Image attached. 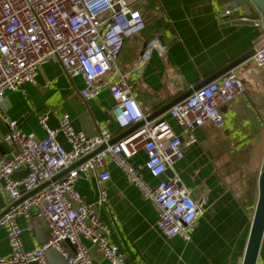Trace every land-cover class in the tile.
<instances>
[{
    "label": "built area",
    "instance_id": "obj_1",
    "mask_svg": "<svg viewBox=\"0 0 264 264\" xmlns=\"http://www.w3.org/2000/svg\"><path fill=\"white\" fill-rule=\"evenodd\" d=\"M141 1L0 0V116L8 127L1 143L14 150L9 157L0 158V193L6 194L12 203L0 218L10 247L7 257H0V264H48L45 253L50 249L62 255L67 264H94L83 240L110 264H135L128 262L119 246L110 242L116 218L107 225L96 213V207L106 205V191L102 189L95 205H89L74 186L80 174L87 172L100 171L99 182L108 181L106 161L122 171L127 183L137 188L143 199L153 203L157 213L155 227L163 238L178 237L184 242L192 239L206 202L203 198L192 199L190 190L177 176H166V170L184 158V147L195 143L197 128L207 122L218 129L223 126L219 106L234 102L245 94V89L235 70H230L169 108L166 112L170 118L187 132L184 142L166 119L145 122L147 116L130 91L129 75L140 72L152 51L164 55L165 47L153 38L132 72H122L118 67L128 32L144 28ZM236 10L237 4L229 1L219 11V18L231 22ZM258 20L257 25L264 31V18L260 16ZM254 47L258 50L248 62L255 70L264 72V32ZM52 60L60 62L68 77L82 78L79 96L85 101H93L108 88L113 99L111 112L119 129L126 132L136 123L144 121V124L112 144V136L104 130L94 136L75 131L70 116L64 113L56 129L48 127V113L39 117L45 133L40 140L21 132L18 121L2 113L5 92L21 91L24 85L35 84L40 65ZM108 78H112L110 83ZM59 134L65 136L69 150H64L57 141ZM101 147L94 157L53 181L61 171ZM140 152L145 156L143 171L155 184H148L142 171L131 164V159ZM22 168L26 175L14 179L13 174ZM40 187L41 190L13 206L21 198L22 188L30 193ZM31 210L46 224L49 238L42 246L26 250L17 219L29 220ZM27 231H33L32 224ZM63 241L74 247V254L69 255L63 249ZM258 264H264V260Z\"/></svg>",
    "mask_w": 264,
    "mask_h": 264
},
{
    "label": "crops",
    "instance_id": "obj_2",
    "mask_svg": "<svg viewBox=\"0 0 264 264\" xmlns=\"http://www.w3.org/2000/svg\"><path fill=\"white\" fill-rule=\"evenodd\" d=\"M229 1L142 0L139 3L144 28L128 32L118 67L122 72H132L153 38L165 47L164 55L152 51L140 72L129 75L130 91L146 116L236 60L260 39L264 31L259 25L226 26L230 21L219 18V11ZM235 73L245 83L258 73L264 74L256 72L251 62L238 66ZM111 79H107L108 83ZM82 88V78L68 77L59 61H46L40 65L35 84H26L21 91L5 92L2 113L17 120L21 132L33 134L39 140L45 137L39 125V117L44 113L49 115L47 125L51 129L57 128L64 113L70 116L75 131L94 136L104 130L112 140L120 138L125 131L119 129L114 120L113 99L108 88L105 87L93 101H85L79 96ZM244 89L245 94L237 100L219 106L223 126L218 129L207 122L197 128L195 143L185 146L184 158L170 168L172 176H177L190 190L192 199L203 198L206 202L189 242L178 237L166 239L159 234L153 203L143 199L113 164L106 161L104 168L110 178L103 184L99 182L100 171L80 174L74 186L86 204L95 205L100 191H106V205L96 207V213L103 224L111 225L112 219L116 218L109 239L112 245L119 246L128 262L242 263L264 154V100L252 97ZM159 118L167 120L182 142L187 139V132L179 128L167 112L155 119ZM7 131V124L0 116V158L9 157L14 151L11 146L1 143ZM57 141L64 150H69L63 134L58 135ZM254 158L258 167L251 164ZM84 159H79L75 167ZM144 161V153L140 152L131 159V164L142 171L148 184H155L143 171ZM25 175L26 170L22 168L13 174V178L19 180ZM28 195L23 191L18 201ZM10 205L8 196L0 193V215ZM17 223L23 230L24 249L31 250L47 242L49 230L35 210H31L29 220L18 218ZM29 224L33 225L31 232L27 231ZM83 244L94 264H110L88 241L83 240ZM9 253L5 231L0 227V257H7ZM258 254L257 264L264 260V234Z\"/></svg>",
    "mask_w": 264,
    "mask_h": 264
},
{
    "label": "water",
    "instance_id": "obj_3",
    "mask_svg": "<svg viewBox=\"0 0 264 264\" xmlns=\"http://www.w3.org/2000/svg\"><path fill=\"white\" fill-rule=\"evenodd\" d=\"M230 2L236 3L238 6V10L234 12V20L230 23H227L226 26H250L253 27V25H257V22L259 21V17L262 16L264 18V0H230ZM258 50V47H254L247 52H244L239 57L236 58V60L232 61L231 63L227 64L218 72L213 74L212 76L206 78L205 80L201 81L198 85L186 90L182 91L181 94L175 96L173 99H171L169 102H167L164 106L160 107L156 111H154L153 114L147 116L145 122L153 120L157 117H160L162 115H165L166 111L171 108L172 106L176 105L177 103L183 101V99L187 98L189 95H191L192 92L197 91L200 89V87L215 81L218 79V77L222 76L224 73L235 70L238 66L247 63L250 61V59L253 57V54ZM144 124V121L136 123L134 126L129 128L126 132H124L120 138L125 137L126 135L130 134V132L141 125ZM118 138V139H120ZM118 139L112 140L111 144ZM103 147L97 148L93 153L86 156L85 160H88L96 153L101 151ZM261 166L258 172L257 182H258V188H257V202L256 206L252 215V223L251 227L248 233V240L246 243V247L244 250V257L241 264H257L258 258H259V248L263 239L264 234V154L261 160ZM75 165L71 168L65 169L61 171L54 179L53 181L59 180L64 174L69 172L71 169H74ZM169 175V177H172V173L170 168L166 170V175ZM48 183H45L47 185ZM42 187L33 190L29 193V195L26 197L35 194L39 190H41ZM21 191H24V188L21 189ZM24 198V199H26ZM23 199V200H24ZM22 201H16L13 206H16L20 204ZM9 211V209L6 210V212ZM4 212L2 215H0V218L6 214ZM61 246L65 251H68V248L71 252H69V255L74 254V247L70 245L68 241H63L61 243ZM45 259H47L48 264H67L66 259L62 257L56 250L50 249L45 253Z\"/></svg>",
    "mask_w": 264,
    "mask_h": 264
},
{
    "label": "rangeland",
    "instance_id": "obj_4",
    "mask_svg": "<svg viewBox=\"0 0 264 264\" xmlns=\"http://www.w3.org/2000/svg\"><path fill=\"white\" fill-rule=\"evenodd\" d=\"M257 71L258 70H256V72ZM260 73L262 72L260 71ZM242 83H243L244 88L247 89V91L251 94L252 97L257 96L258 98L260 97L262 100H264V74L261 75L258 73L257 75H254V77L247 83L245 82H242ZM251 164H254L255 166L258 167L257 159L254 158Z\"/></svg>",
    "mask_w": 264,
    "mask_h": 264
}]
</instances>
